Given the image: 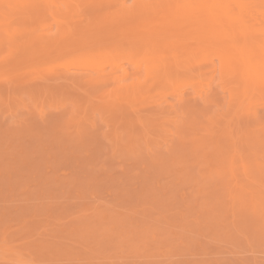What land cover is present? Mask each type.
<instances>
[{
    "label": "rangeland",
    "instance_id": "obj_1",
    "mask_svg": "<svg viewBox=\"0 0 264 264\" xmlns=\"http://www.w3.org/2000/svg\"><path fill=\"white\" fill-rule=\"evenodd\" d=\"M263 15L0 0V264H264Z\"/></svg>",
    "mask_w": 264,
    "mask_h": 264
},
{
    "label": "bare ground",
    "instance_id": "obj_2",
    "mask_svg": "<svg viewBox=\"0 0 264 264\" xmlns=\"http://www.w3.org/2000/svg\"><path fill=\"white\" fill-rule=\"evenodd\" d=\"M237 8V7H236ZM264 16V15H263ZM262 18V17H261ZM259 20V19H258ZM118 78V77H117Z\"/></svg>",
    "mask_w": 264,
    "mask_h": 264
}]
</instances>
